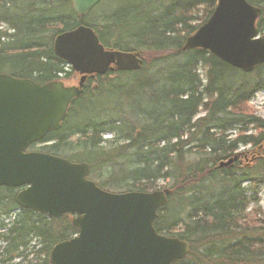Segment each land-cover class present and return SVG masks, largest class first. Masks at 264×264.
<instances>
[{
	"label": "trees",
	"instance_id": "trees-1",
	"mask_svg": "<svg viewBox=\"0 0 264 264\" xmlns=\"http://www.w3.org/2000/svg\"><path fill=\"white\" fill-rule=\"evenodd\" d=\"M216 1L162 0L147 11L128 6L98 18L95 26L77 18L67 0H0V73L39 84L69 77L70 69L54 54L55 37L80 25L92 29L105 49L144 54L136 72L87 80L61 128L42 141L54 142L47 153L68 148L74 153L65 158L87 165L102 189L163 192L167 203L154 229L190 248L174 264H264V217L249 209L257 205V186L264 185V152L258 150L264 120L248 108L264 90V64L245 74L204 50L182 51ZM245 1L260 9L255 28L264 34V0ZM114 90L124 97L116 110L111 100L100 117L67 125L74 111L88 108L84 103L110 98ZM250 128L257 135L247 134ZM247 146L250 166L240 169L235 161L218 167ZM14 197L0 188V219L13 217L0 220V264H49L52 247L76 234L72 218L18 209Z\"/></svg>",
	"mask_w": 264,
	"mask_h": 264
},
{
	"label": "water",
	"instance_id": "water-1",
	"mask_svg": "<svg viewBox=\"0 0 264 264\" xmlns=\"http://www.w3.org/2000/svg\"><path fill=\"white\" fill-rule=\"evenodd\" d=\"M84 18L104 0H68ZM260 10L245 0H217L207 21L186 38L182 51L204 50L243 73L264 64V34L255 23ZM55 54L81 77L77 86L43 85L0 74V187L22 189L19 207L55 219L74 216L77 234L57 243L49 264H173L189 246L156 233L153 222L166 204L161 192L113 194L88 180L84 164L34 152L29 146L59 129L68 107L83 94L87 75L140 69L137 53L105 50L88 28L59 35ZM112 66V67H111ZM236 157L222 162L227 167Z\"/></svg>",
	"mask_w": 264,
	"mask_h": 264
},
{
	"label": "rangeland",
	"instance_id": "rangeland-1",
	"mask_svg": "<svg viewBox=\"0 0 264 264\" xmlns=\"http://www.w3.org/2000/svg\"><path fill=\"white\" fill-rule=\"evenodd\" d=\"M161 1L162 0H104V1L100 2L95 7V9L93 11H91L89 16H87L83 19V23H85V24L89 23L90 24L91 22H93L94 25L96 26L98 24L97 19L104 16L105 14H111L116 10L119 11L121 9H125L128 6H137V5H140L141 10L147 11V10H150L154 4H155V6L159 5V3ZM1 28H2V31L7 29L6 26H4V25H2ZM141 56L143 58L144 54ZM149 57H152V56H149ZM110 78H112V77H110ZM78 79H79V77L77 76V74H75L72 71L69 77L63 78L60 81L65 86H76L78 84ZM120 83L123 84L124 83L123 80ZM95 87H96V85H94L92 88H95ZM113 92H114V94L110 98L101 99L99 101L91 103L90 105L87 102L84 103V105H86V107H88V108L83 112L74 111V113H72L69 116L67 125L69 127H74L76 124L78 126H81L84 124L83 122H85L86 120H89L93 116L100 117V112H103L106 109H108V107L111 105V100L116 102L114 105V110H116L117 106H118V99L121 100V98H124V97L122 94L118 93L116 90H114ZM123 101L126 102L124 99H123ZM248 108L252 111V113H254V115L256 117H259L260 119L264 120V90L258 91L254 94L253 98L248 103ZM110 109H113V106H111ZM105 114H106V112H105ZM113 114H115V112H112V115ZM202 115H203V112L201 111L199 116L201 117ZM247 134H252V136L253 135L255 136V135H257V132H255L254 130H252V128H250V130L247 132ZM102 139L109 140V139H111V136L109 134H103ZM53 143L54 142L37 143V144H34L33 146H31L29 148V151L30 152L47 153L49 151V149H47V148L50 147L51 145H53ZM73 153L74 152L70 153V150L68 148H62L61 150H58V152H57L58 156H61V157H68ZM250 154H251V149L249 148V146L243 147V148L240 147L235 154L236 156H238L236 161H238V163H239V165H237L236 167L243 169L246 164L248 166H250L251 161H252ZM80 159H81V157H78L75 160L80 161ZM91 180H93V179L91 178ZM246 185H247V183L243 184L242 187H246ZM159 186L168 188L170 186V184L168 182H159ZM257 187H258L257 191L254 195H253V193L248 194V196L253 195V197L257 201V205L254 206L253 204H251L249 206V209L251 211H253V210L260 211V213H262V216L264 217V185L260 184ZM105 191L111 192V193L123 192V191L117 190L114 187L113 188L112 187L107 188V189H105ZM251 211H249L248 213H251ZM12 219H13L12 216H10V218L2 217L0 220L3 221L4 223H7L8 221H10ZM4 231L5 230L0 229V233H2ZM179 231L180 230L175 231L172 235H176ZM0 246H2V243H0Z\"/></svg>",
	"mask_w": 264,
	"mask_h": 264
},
{
	"label": "flooded vegetation",
	"instance_id": "flooded-vegetation-1",
	"mask_svg": "<svg viewBox=\"0 0 264 264\" xmlns=\"http://www.w3.org/2000/svg\"><path fill=\"white\" fill-rule=\"evenodd\" d=\"M75 74H76V73H75ZM77 76L80 78V76H79L78 74H77ZM96 76H97V75H87L86 78H85V80H84V83H83V88H84V86H85L87 80H89V79H94ZM78 81H79V79H78Z\"/></svg>",
	"mask_w": 264,
	"mask_h": 264
}]
</instances>
